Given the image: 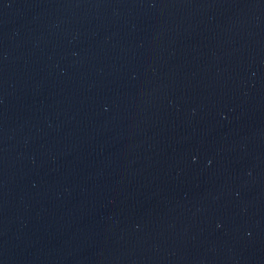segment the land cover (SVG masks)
Here are the masks:
<instances>
[{
	"label": "water",
	"instance_id": "1",
	"mask_svg": "<svg viewBox=\"0 0 264 264\" xmlns=\"http://www.w3.org/2000/svg\"><path fill=\"white\" fill-rule=\"evenodd\" d=\"M0 264H264V0H0Z\"/></svg>",
	"mask_w": 264,
	"mask_h": 264
}]
</instances>
